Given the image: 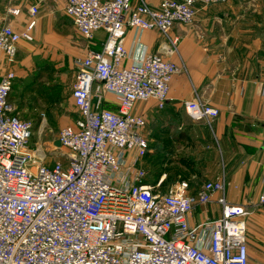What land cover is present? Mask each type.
<instances>
[{"label": "built area", "instance_id": "2783aa9c", "mask_svg": "<svg viewBox=\"0 0 264 264\" xmlns=\"http://www.w3.org/2000/svg\"><path fill=\"white\" fill-rule=\"evenodd\" d=\"M63 1L82 38L103 32L106 39L75 63L71 100L79 118L57 137L67 165L48 167L28 147L31 123L20 120L9 101L15 74L0 76V264H249L242 206L221 197L219 218L189 224L195 206L223 192L224 181L205 183L195 195L186 181L161 192L135 162H125L126 151L141 157L147 149L146 122L133 114L135 104L152 100L162 108L180 69L157 54L131 58L126 28L136 35L156 30L174 54L173 26L189 25L200 8L225 0H162L155 8L143 0ZM36 13L31 7L21 31L0 28L6 64L15 62L20 41L32 42ZM104 94L117 103L115 111L102 107ZM184 109L193 120L218 115L197 100Z\"/></svg>", "mask_w": 264, "mask_h": 264}, {"label": "crops", "instance_id": "0c3cea01", "mask_svg": "<svg viewBox=\"0 0 264 264\" xmlns=\"http://www.w3.org/2000/svg\"><path fill=\"white\" fill-rule=\"evenodd\" d=\"M143 1L155 8L162 0ZM13 7L20 14H6L0 28L21 31L30 20V8L37 9L32 42L17 44L13 64H6L0 56V76L14 72L13 87L23 83V58L28 61L40 46L61 50L63 55L56 61L68 59L76 72V61L89 50H100L106 39L103 32H96L91 41L82 38L65 14L63 0H23ZM170 36L178 39L174 54L167 53L166 41L156 30L140 35L125 30L124 45L131 58L157 54L180 68L162 108L152 100L135 104L133 114L146 122L141 137L147 149L141 157L136 149L126 151V165L135 162L134 169L145 172V182L157 185L161 192L186 181L189 194L195 195L205 183L224 181L223 192H215L207 204L195 206L189 224L219 218L217 201L221 197L242 206L249 264H264V204L259 203L264 190V6L260 0H225L202 7L191 24H175ZM19 85L23 93V85ZM193 100L215 108L218 115L191 119L184 103ZM102 107L115 111L117 103L104 94ZM75 112L77 118L61 127L79 118ZM56 141L48 162L46 154L30 149L48 167L55 162L67 165L66 151L56 147Z\"/></svg>", "mask_w": 264, "mask_h": 264}, {"label": "rangeland", "instance_id": "374dc122", "mask_svg": "<svg viewBox=\"0 0 264 264\" xmlns=\"http://www.w3.org/2000/svg\"><path fill=\"white\" fill-rule=\"evenodd\" d=\"M22 1L0 0V23L10 9ZM260 1L264 6V0ZM60 55L63 52L56 47L40 46L28 61L23 58V83L15 84L9 99L17 117L31 123L28 147L39 150L41 155L46 154L47 162L60 127L77 118L71 100L76 72L68 59L56 61ZM19 84L23 85V93H20Z\"/></svg>", "mask_w": 264, "mask_h": 264}, {"label": "water", "instance_id": "95a60500", "mask_svg": "<svg viewBox=\"0 0 264 264\" xmlns=\"http://www.w3.org/2000/svg\"><path fill=\"white\" fill-rule=\"evenodd\" d=\"M54 145H55L56 147H59V146H60L58 140L54 143Z\"/></svg>", "mask_w": 264, "mask_h": 264}]
</instances>
